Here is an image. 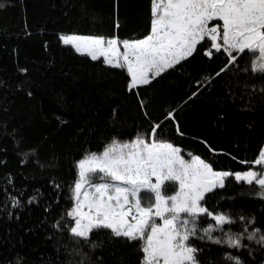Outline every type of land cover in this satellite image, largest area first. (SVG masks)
<instances>
[{"label":"trees","instance_id":"1","mask_svg":"<svg viewBox=\"0 0 264 264\" xmlns=\"http://www.w3.org/2000/svg\"><path fill=\"white\" fill-rule=\"evenodd\" d=\"M0 4V264H15L17 255L26 264H63L67 254L63 248L56 251L54 233L59 230L53 224L71 206L69 186L77 178L76 162L89 151H102L113 137L133 140L137 132L159 123L162 138L180 147L186 158L199 155L216 170L256 168L254 160L264 147V93L259 90L264 78L242 71L251 58H238L239 69L230 67L217 76L226 55L214 52L208 58L200 52L182 62V68L129 91L126 69L106 65L103 58L92 60L60 37L76 33L142 38L151 29V0ZM170 110L175 120L167 117ZM5 189L19 196L22 206L13 207ZM259 190L255 183L235 181L230 175L223 188L213 190L215 199L209 204L233 217L255 215V226L264 228ZM33 195L36 200L28 203ZM209 196L212 193L205 199ZM208 221L215 224L212 217ZM206 224L203 218L199 222L200 227ZM228 227L238 229L239 220L223 226ZM212 235H222L220 228L214 227ZM99 239L105 247L97 249L94 258L102 257L104 264H142V249L132 243L104 234ZM63 242H68L67 234ZM195 243L203 249L201 264H220L224 251H236L207 239ZM237 254L249 264L261 259L259 251L249 256L241 249Z\"/></svg>","mask_w":264,"mask_h":264},{"label":"snow or ice","instance_id":"2","mask_svg":"<svg viewBox=\"0 0 264 264\" xmlns=\"http://www.w3.org/2000/svg\"><path fill=\"white\" fill-rule=\"evenodd\" d=\"M150 23V32L142 38L121 41L115 35L76 33L60 38L92 60L103 58L106 65L126 69L129 91L149 85L177 66L182 68V62L200 52L208 58L214 52L226 55L217 76L230 67L239 69L238 58H251L242 71L264 78V0H151ZM246 87L256 85L246 83ZM259 90L264 93V87ZM167 117L175 120L174 112L170 110ZM176 128L179 131L178 124ZM163 133V127L154 123L147 132H137L135 139L113 137L102 151H89L76 162L77 178L69 186L71 206L53 224L59 230L54 233L56 251L63 248L67 254L63 264H104L102 257L94 258L95 251L105 247L101 234L142 249V264H201L203 249L195 239L236 250L224 251L220 264H249L237 254L241 249L249 256L259 251V264H264V228L255 226L256 216L233 217L209 204L215 199L213 190L223 188L232 173L214 170L199 155L185 159L181 148L163 139ZM254 164L264 165V151ZM234 179L255 183L258 195L264 196V171H236ZM166 182L172 183L166 187ZM169 189L174 190L166 194ZM5 192L13 207L22 206L19 196ZM207 193L212 196L206 200ZM34 200L36 196H30L28 203ZM202 218L207 222L204 227L199 225ZM237 220L238 229L224 230L225 224L231 226ZM214 227L222 235H212ZM15 264L26 261L17 255Z\"/></svg>","mask_w":264,"mask_h":264},{"label":"rangeland","instance_id":"3","mask_svg":"<svg viewBox=\"0 0 264 264\" xmlns=\"http://www.w3.org/2000/svg\"><path fill=\"white\" fill-rule=\"evenodd\" d=\"M85 35V34H84ZM122 41V40H121ZM121 50H123L122 48H121ZM262 151H264V147H263V150ZM181 154L182 155H184L183 153H182V151H181ZM191 158V156L190 157H188V158H186L185 157V159H190ZM255 167L256 168H252V169H249V170H255V171H257L258 173L259 172H261V171H264V165H255ZM214 170H216V169H214ZM220 171H227V172H229V173H232V175H233V177H234V173L235 172H231V171H229V170H220ZM172 182H166V187L168 186V185H170ZM174 189H169L168 190V192L166 193V194H170L171 193V191H173Z\"/></svg>","mask_w":264,"mask_h":264}]
</instances>
